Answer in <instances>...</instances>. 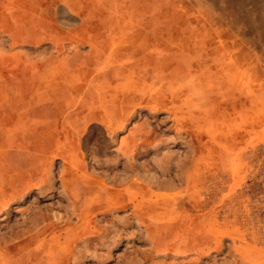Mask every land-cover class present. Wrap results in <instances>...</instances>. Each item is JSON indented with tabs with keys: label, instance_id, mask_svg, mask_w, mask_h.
<instances>
[{
	"label": "rangeland",
	"instance_id": "374dc122",
	"mask_svg": "<svg viewBox=\"0 0 264 264\" xmlns=\"http://www.w3.org/2000/svg\"><path fill=\"white\" fill-rule=\"evenodd\" d=\"M54 1L0 0V144L20 129L0 154V197L2 179L24 183L0 203V264H264V0H150L151 18L145 0ZM125 16L153 25L167 80L192 73L194 87L116 96L115 73L95 88L108 127L82 121L94 106L77 88L108 68L91 65L89 35L108 40ZM134 179L136 200L94 198Z\"/></svg>",
	"mask_w": 264,
	"mask_h": 264
},
{
	"label": "bare ground",
	"instance_id": "6f19581e",
	"mask_svg": "<svg viewBox=\"0 0 264 264\" xmlns=\"http://www.w3.org/2000/svg\"><path fill=\"white\" fill-rule=\"evenodd\" d=\"M35 4H36V0ZM124 1V0H123ZM147 1V9H146V14L147 16H149V18H151V3L150 0H145ZM14 2V1H13ZM39 2H41V0H39ZM43 4H42V8L45 9H49L52 8L54 5H56L54 2V0H42ZM133 2V1H132ZM144 2V1H143ZM141 3V2H140ZM153 3V2H152ZM39 5V4H38ZM116 6V5H115ZM125 6V5H124ZM12 7V6H11ZM10 7V8H11ZM134 7V6H133ZM137 7V6H136ZM248 7V6H247ZM37 8V7H36ZM114 8V7H113ZM260 9V8H259ZM22 10V9H21ZM134 10V9H133ZM12 11L13 7H12ZM36 11V10H35ZM44 11V10H43ZM137 11V9H136ZM135 11V12H136ZM257 11V10H256ZM145 12V10H144ZM14 13V12H13ZM37 13V12H36ZM4 14V13H3ZM112 14V13H110ZM12 15V14H11ZM15 14H13V19H15ZM142 15V14H141ZM21 16V15H20ZM37 16V15H36ZM42 16V15H41ZM1 17V16H0ZM8 17V16H7ZM146 17V16H145ZM3 19V17H2ZM1 19V20H2ZM12 19V17H11ZM105 19V18H104ZM140 19V18H138ZM9 20V19H8ZM118 20V18H117ZM116 20V21H117ZM43 21V20H42ZM93 21V20H92ZM98 22V21H97ZM152 22V21H151ZM16 23V20H13V24ZM40 23V21H39ZM37 22L36 26L40 27L41 24H39ZM101 23V22H99ZM113 24V23H112ZM86 25V24H84ZM102 25V24H101ZM100 25V26H101ZM8 26V25H7ZM82 26V25H81ZM88 27V26H87ZM8 28V27H7ZM12 28V27H11ZM39 29V28H38ZM91 29V28H90ZM94 29V28H93ZM96 29V28H95ZM41 30V29H40ZM84 30V29H83ZM56 31V30H55ZM42 32V31H41ZM90 32V31H89ZM88 32V33H89ZM93 32V31H92ZM91 32V34H92ZM108 35L107 38L108 40L112 37L111 40H105L102 37V32L97 33L96 35H93L92 37H90L89 35V42L91 43L92 49H91V53L95 55L96 60L92 62L91 65H101L102 69L104 64H106V67H108L106 69V72H102L101 74L99 73H94L91 69L89 72V75L86 77V85L85 87L82 86V82L81 85L77 88L80 91L83 90V92H91L92 95L89 98V103L94 106L93 108L87 109L85 108V106L83 105V103H81L82 107L85 108L84 112L79 113V119L84 121L87 120L89 121H100L102 123V125H104L105 127H108V123H107V119L103 117L102 113L100 110L96 109V106H99L98 103H100V101L102 100L103 97L98 98L99 94L97 92H95V88H99V87H103L101 86V83H99V81L101 79H107V82L112 83L109 78L116 73V75L121 74L122 76H124L123 80L118 81L117 79L115 80V86L112 87V89H110L111 91H113L114 93H116V96H119L122 93H127L128 91H131L133 89V87L135 86H140L142 87V89H152L154 88L155 91H164L167 87H170L172 89L174 88H185L187 86H192L194 87L195 84V80L197 78L194 77V74L190 73V74H184L181 73L182 75L180 76L179 79L175 80L174 82H169L166 78L165 75H163L164 73L167 72V70L169 68H167L163 63H159L157 61V58L154 56L153 54V45H154V35H153V25L152 24H147L145 26L142 25V23H137L135 20H128V17L125 16L123 21H120L119 23L113 24L111 26L108 27ZM106 32V33H107ZM18 33V32H17ZM83 33V32H82ZM52 34V33H51ZM50 34V35H51ZM57 34V32H56ZM105 34V33H104ZM19 35V34H18ZM62 35V34H61ZM29 37V36H28ZM38 37V36H37ZM40 37V36H39ZM48 37V36H47ZM55 37V36H54ZM167 37V36H166ZM26 38V37H25ZM51 38V37H50ZM143 39L145 40V42L143 41ZM58 40V37H57ZM87 42V41H86ZM87 42V43H89ZM89 43V44H90ZM145 44V45H144ZM156 46V45H155ZM119 48L123 49V51L121 52V55L119 57H113L114 52L117 51ZM165 49V48H164ZM171 50V49H170ZM168 51V50H167ZM158 55V54H157ZM165 55V54H164ZM159 56V55H158ZM89 57V56H88ZM162 59V58H161ZM93 60V58H92ZM198 60V59H197ZM161 62V61H160ZM163 62V61H162ZM166 62V61H165ZM115 64L117 65L115 68ZM41 65V64H40ZM169 65V64H168ZM72 66V65H71ZM86 66V65H85ZM93 67V66H92ZM209 67V66H208ZM60 68V67H59ZM94 68V67H93ZM98 69V67H96ZM71 69V68H70ZM212 69V68H211ZM94 70V69H93ZM72 71V70H71ZM101 71V70H100ZM98 72V71H97ZM126 72H128L126 74ZM133 72L134 73V78H132V76L130 75V73ZM88 73V72H87ZM80 74V73H79ZM84 74V73H83ZM82 74V75H83ZM205 74V70L201 69V77H203ZM48 75V74H47ZM52 75V74H51ZM55 75V74H54ZM53 75V76H54ZM81 75V74H80ZM61 76V75H60ZM65 76V74H64ZM197 77V76H196ZM47 78V76H46ZM122 78V77H121ZM214 78V77H213ZM55 79V77H54ZM77 79V78H76ZM85 79V78H84ZM56 80V79H55ZM200 80V79H199ZM85 81V80H84ZM83 81V82H84ZM52 82H54L52 80ZM114 82V81H113ZM65 83V82H64ZM69 84V83H68ZM76 84V83H75ZM59 85V84H58ZM77 85V84H76ZM105 85V84H103ZM111 85V84H110ZM197 85V84H196ZM203 85V84H202ZM42 86V85H41ZM74 86V85H73ZM109 87V86H108ZM49 88V87H48ZM72 89V88H71ZM85 89H87V91H85ZM100 89V88H99ZM98 89V90H99ZM50 90V89H49ZM168 91V90H167ZM175 91V90H174ZM48 92V91H47ZM84 93V95H85ZM107 93V92H106ZM154 93V91H153ZM152 93V95H153ZM101 94V92H100ZM150 94V93H149ZM161 94V93H160ZM159 94V95H160ZM196 94V93H195ZM83 95V94H82ZM106 95V94H105ZM109 95V94H107ZM48 96V95H47ZM103 96V95H102ZM157 96V95H156ZM46 97V96H45ZM83 97V96H82ZM82 97L80 98V100H82ZM153 97V96H152ZM162 97V96H161ZM61 98V97H60ZM109 98V97H108ZM123 98V97H122ZM131 98V97H130ZM37 99V98H36ZM54 99V98H53ZM114 99V98H113ZM118 99V97H117ZM121 99V96H120ZM157 99V98H156ZM85 100V99H84ZM111 100V99H109ZM159 100V99H158ZM247 101V99H245ZM42 101V100H41ZM52 101V100H51ZM120 101V100H119ZM167 101V100H166ZM86 102V101H85ZM173 102H175L173 100ZM180 102V101H178ZM109 103V102H108ZM88 104V103H87ZM105 104V103H104ZM120 104V103H119ZM174 104V103H173ZM248 104V102L246 103ZM107 105V104H106ZM151 105V104H150ZM175 105V104H174ZM105 106V105H104ZM101 107V106H100ZM113 107V106H112ZM172 107V106H171ZM99 108V107H98ZM248 108V105H247ZM102 109V108H101ZM117 109V106H116ZM245 109V108H244ZM81 110V109H80ZM110 111V110H109ZM108 111V113H109ZM113 111V110H112ZM175 111V110H174ZM248 111V110H247ZM246 111V112H247ZM104 112V111H103ZM202 115V114H201ZM113 117V116H112ZM118 117V116H117ZM114 118V117H113ZM109 119V118H108ZM87 122V123H88ZM112 123V122H111ZM190 123V122H189ZM117 126V125H116ZM6 127V126H5ZM4 127V128H5ZM124 127V126H123ZM118 128H122L121 124L118 125ZM1 129H3L1 127ZM117 129V128H116ZM115 129V130H116ZM6 129H3V131L6 133L5 131ZM15 130L16 133L20 132V129L16 128V126L14 125V128L12 130H8L6 133L7 138L5 139V141L0 144V154L2 156H6V152L9 141L12 140V137L10 136L11 132ZM10 131V132H9ZM28 131V129H27ZM118 131V130H117ZM26 132V131H24ZM114 132V130H113ZM9 133V134H8ZM229 133V132H228ZM0 135H3V133L1 132ZM9 136L11 137V140L9 139ZM35 137V136H34ZM3 138V137H2ZM4 140V139H3ZM135 143V140H134ZM22 144H20L21 146ZM136 146V145H135ZM19 147V146H18ZM12 148V147H11ZM132 149V147H131ZM27 150V149H26ZM137 152L136 150H134L133 152H127L128 156H131L132 158H135ZM28 158V157H27ZM37 158V157H36ZM44 158V157H43ZM42 159V158H41ZM132 161V160H131ZM199 161V159H198ZM7 162V159H6ZM31 163V162H30ZM29 163V164H30ZM43 163V162H42ZM4 162L1 161L0 162V166H3ZM26 164V163H25ZM134 165V164H133ZM44 166V165H42ZM136 166V165H135ZM28 167V166H27ZM27 167L25 169H27ZM32 167V166H31ZM201 167V166H200ZM8 168V166L5 163V168L4 170H6ZM2 169V168H1ZM37 170V169H36ZM8 172V171H7ZM41 172V170H40ZM68 172V183L71 182L73 180V172L71 171H67ZM198 172V171H197ZM38 173V171H37ZM5 174V173H4ZM75 174V173H74ZM196 174V173H194ZM193 174V175H194ZM10 175V174H9ZM4 176V175H3ZM63 176V175H62ZM67 176V175H66ZM85 176V175H84ZM83 176V177H84ZM191 176V175H190ZM132 177V176H131ZM2 178V177H1ZM14 178H16L14 176ZM23 178V177H22ZM82 178V177H81ZM18 179V178H17ZM88 179V178H87ZM63 180H65V178H63ZM2 183L8 187V189H1L3 195L0 197V203L2 201V198L5 196H8L7 200H10V202L13 201V199L16 197L13 196L14 193V189L15 187L19 186V185H24V183L21 182H17L15 185L12 184V182L9 181V179L5 180L2 179ZM77 181V180H76ZM82 181V180H81ZM86 181V177L83 178V183L82 185V190L80 191V193H84V203H88L90 205L92 200H89V195L93 193V188L92 186H90ZM119 181V180H118ZM192 177L189 178V182L187 185V188L185 189V191L187 192L190 183L192 182ZM26 183V182H25ZM28 183V182H27ZM26 183V184H27ZM96 184V183H95ZM151 184V183H150ZM112 185V184H111ZM148 185V184H147ZM40 186V185H39ZM105 186V185H104ZM102 187V189L100 188V193H96L95 195V199H97L98 204L99 205H103L104 202L108 201V202H113L116 204H123V202H125V200L127 199V196H131L134 197L133 200H136V196H138V192L141 189V186L139 184V182L137 181V179L132 180L128 185H124L123 184H119L116 187H112V188H108V187ZM151 186V185H150ZM153 186V185H152ZM151 186V187H152ZM162 186V185H161ZM22 187V186H21ZM27 187V186H26ZM163 187V186H162ZM160 187V188H162ZM192 188V187H191ZM190 188V189H191ZM11 189V190H10ZM189 189V190H190ZM65 190L69 193V195L76 200L77 199V192L78 190L75 189V185L71 186L70 184H66L65 185ZM163 190V189H162ZM97 191V190H96ZM95 191V192H96ZM25 193V192H24ZM154 193V192H153ZM164 193V192H163ZM168 193V192H167ZM22 194V193H21ZM95 194V193H94ZM144 194V193H143ZM162 194V193H159ZM174 194V193H173ZM179 196V193L177 194ZM176 196V195H175ZM174 196V197H175ZM38 197V196H37ZM144 197V195H143ZM142 198V197H141ZM163 198L168 199L170 198V196H163ZM181 198V197H180ZM16 199V198H15ZM91 199V198H90ZM145 200V199H144ZM155 200V199H154ZM170 200V199H168ZM17 201V200H16ZM90 201V203H89ZM94 201V199H93ZM132 201V200H131ZM130 201V202H131ZM147 201V200H146ZM149 201V200H148ZM147 201V202H148ZM157 201V200H156ZM9 202V201H8ZM159 202V201H158ZM171 202V201H170ZM4 203V202H3ZM7 203V202H6ZM94 203V202H93ZM157 203V202H156ZM154 204V203H153ZM181 204V203H180ZM7 205V204H6ZM108 205V203H107ZM124 205V204H123ZM127 205V204H126ZM10 206V205H9ZM85 206V205H84ZM112 206V205H111ZM114 206V205H113ZM119 206V205H117ZM138 206V205H137ZM140 206V205H139ZM147 206V205H146ZM115 207V206H114ZM121 207V206H120ZM125 207V206H124ZM136 208V206H134ZM150 207V206H149ZM168 207V206H167ZM94 208V206H93ZM101 208V207H100ZM145 208V207H143ZM148 208V207H147ZM138 209V207H137ZM158 209V207H157ZM84 210V209H83ZM106 210V209H105ZM141 210V209H140ZM145 210V209H144ZM88 211V210H87ZM155 211V210H154ZM161 211V210H160ZM90 214V213H89ZM21 217V216H20ZM88 217V216H86ZM88 219V218H87ZM86 219V221H87ZM181 220V219H180ZM57 223V222H56ZM68 222H60L58 225L54 224L53 226L55 227H62L64 225H66ZM82 225H80L81 227ZM71 225H69L68 228H70ZM67 228V229H68ZM45 229V228H44ZM56 230V229H55ZM39 231V230H38ZM48 232V231H47ZM40 234V233H39ZM37 236V235H36ZM35 237V235H34ZM39 238V236L37 237ZM32 239V238H31ZM76 239V238H75ZM32 241V240H31ZM48 241V240H47ZM30 242V241H29ZM5 243V242H4ZM16 244V243H15ZM42 244V243H41ZM53 244V242H52ZM2 245V244H1ZM21 245V244H20ZM4 246V245H3ZM1 248V247H0ZM20 248V246L18 247ZM14 249V248H13ZM26 249V248H25ZM52 249V248H51ZM3 249H1L0 251V255H3L2 253H4L2 251ZM16 251V250H15ZM34 251V250H33ZM40 251V250H39ZM6 252V251H5ZM23 253V252H22ZM5 255V253H4ZM13 255V253H12ZM38 256V255H37ZM4 259V258H2ZM7 259V258H6ZM11 259V258H10ZM3 261V260H2ZM6 261V260H5ZM4 262V261H3ZM9 264V263H8ZM11 264V262H10ZM13 264V263H12ZM21 264V263H20Z\"/></svg>",
	"mask_w": 264,
	"mask_h": 264
}]
</instances>
